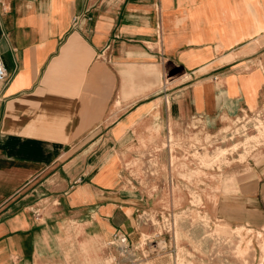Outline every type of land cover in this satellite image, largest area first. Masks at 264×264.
<instances>
[{
  "label": "crops",
  "instance_id": "crops-1",
  "mask_svg": "<svg viewBox=\"0 0 264 264\" xmlns=\"http://www.w3.org/2000/svg\"><path fill=\"white\" fill-rule=\"evenodd\" d=\"M0 58V264L113 263L194 194L263 223L264 155L184 181L181 144L262 106L264 0H0Z\"/></svg>",
  "mask_w": 264,
  "mask_h": 264
},
{
  "label": "rangeland",
  "instance_id": "rangeland-1",
  "mask_svg": "<svg viewBox=\"0 0 264 264\" xmlns=\"http://www.w3.org/2000/svg\"><path fill=\"white\" fill-rule=\"evenodd\" d=\"M183 143L184 161L196 170L193 175L188 170L183 173L184 181L258 162L264 155V102L251 113L227 119L214 131H199ZM169 205L173 208L142 214L145 232L137 242H130L124 233L116 234L112 244L119 259L106 264H264V215L262 224L259 216L257 221L227 222L208 215L204 200L196 194ZM117 235L126 242L121 243Z\"/></svg>",
  "mask_w": 264,
  "mask_h": 264
},
{
  "label": "built area",
  "instance_id": "built-area-1",
  "mask_svg": "<svg viewBox=\"0 0 264 264\" xmlns=\"http://www.w3.org/2000/svg\"><path fill=\"white\" fill-rule=\"evenodd\" d=\"M78 18H79V17L76 16V17L74 18V22H76ZM5 78H6V70H5L4 64H3V62H2V60H1V58H0V81L5 80ZM117 236H118V235H117ZM117 239L120 240L121 243H125V242H126V239H125L124 236H121V235H120V236L117 237Z\"/></svg>",
  "mask_w": 264,
  "mask_h": 264
},
{
  "label": "bare ground",
  "instance_id": "bare-ground-1",
  "mask_svg": "<svg viewBox=\"0 0 264 264\" xmlns=\"http://www.w3.org/2000/svg\"><path fill=\"white\" fill-rule=\"evenodd\" d=\"M224 224V223H223ZM225 226V225H224ZM224 228V227H223ZM227 228V227H226ZM215 229H216V227H215ZM220 232L221 231H224V230H222L221 228H217ZM226 231V230H225ZM236 234V233H235ZM90 240V239H89Z\"/></svg>",
  "mask_w": 264,
  "mask_h": 264
}]
</instances>
